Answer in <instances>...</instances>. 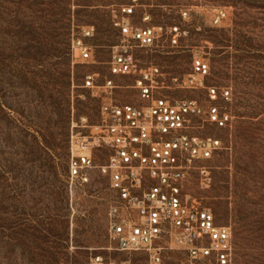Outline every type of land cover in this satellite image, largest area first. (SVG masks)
<instances>
[{
  "label": "rangeland",
  "instance_id": "rangeland-1",
  "mask_svg": "<svg viewBox=\"0 0 264 264\" xmlns=\"http://www.w3.org/2000/svg\"><path fill=\"white\" fill-rule=\"evenodd\" d=\"M126 1L0 0V264H88L94 254L104 264H147L143 252L110 245L114 193L107 177L94 169L86 183L67 181L70 119L86 116L95 124L102 100L82 88L83 76L93 74L98 85L111 78L117 102L137 99L132 75L107 71L116 41L110 9ZM141 2L164 31L157 46L135 51L138 67L157 65L166 75L159 93L195 100L202 113L190 119L193 130L219 140L217 151L195 164L185 189L211 208L217 223L230 226V264H264V0ZM219 9L226 15L213 24ZM84 26L93 27L84 38L92 49L87 60L71 46ZM170 33H180L176 44ZM194 57L208 64L206 73L193 72ZM187 77L195 84L183 85ZM210 105L228 115L223 126L207 120ZM203 172L210 177L206 187ZM166 255L190 264L181 250Z\"/></svg>",
  "mask_w": 264,
  "mask_h": 264
},
{
  "label": "built area",
  "instance_id": "built-area-1",
  "mask_svg": "<svg viewBox=\"0 0 264 264\" xmlns=\"http://www.w3.org/2000/svg\"><path fill=\"white\" fill-rule=\"evenodd\" d=\"M143 6L141 0H127L110 9L116 41L109 48L107 71L110 77L132 75L137 99L117 102L110 96L115 86L111 78L105 77L98 85L93 74L83 76L82 88L102 100L95 124L89 125L86 116L70 119L67 181L69 185L86 183L94 169L107 177L114 193L107 211L112 249L127 254L143 252L147 264H170L166 254L172 249L181 250L190 264L205 260L230 264V226L217 223L211 208L185 189L195 164L210 158L219 148V140L193 130L190 119L202 113L195 100H173L159 93L157 87L166 75L157 65L138 67L135 51L157 46L164 31L162 25L151 23ZM180 14L185 17L187 10ZM225 15L224 9L217 10L212 23L218 24ZM92 34L93 27L84 26L71 39L80 59L92 56L91 47L84 42ZM179 35L170 33V42L176 44ZM192 70L204 74L208 64L194 57ZM171 80L178 83L177 77ZM182 84H195L194 78L187 77ZM207 90L208 96L215 98V89ZM206 115L219 126L228 120L214 105L208 106ZM98 155L102 157L98 159ZM209 181L208 173L203 172L200 186H208ZM88 264H104L103 256L92 255ZM106 264L129 262L110 259Z\"/></svg>",
  "mask_w": 264,
  "mask_h": 264
}]
</instances>
